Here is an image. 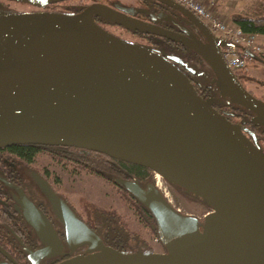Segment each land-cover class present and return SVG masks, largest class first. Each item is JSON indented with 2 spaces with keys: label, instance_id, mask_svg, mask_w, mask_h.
Segmentation results:
<instances>
[{
  "label": "water",
  "instance_id": "95a60500",
  "mask_svg": "<svg viewBox=\"0 0 264 264\" xmlns=\"http://www.w3.org/2000/svg\"><path fill=\"white\" fill-rule=\"evenodd\" d=\"M156 1L197 24L208 41L158 24L154 14L151 21L137 18L135 8L121 5L94 2L74 14L1 7L0 147L42 143L103 152L160 172L214 209L233 208L236 199L242 223L235 225L214 209L201 220L180 211L152 182L144 186L117 177L152 212L165 250L110 246L56 196L64 244L57 233L41 230L45 244L28 249L33 262L65 245L68 256L53 264H264V152L214 108L215 97L197 92L176 65L183 63L180 56L122 39L92 18L100 15L188 46L210 65L216 93L254 111L255 118L264 117V101L226 65L220 49L225 41L182 4ZM205 154L214 168L201 158ZM37 214L42 227L51 226L41 211ZM78 247L82 250L75 252Z\"/></svg>",
  "mask_w": 264,
  "mask_h": 264
},
{
  "label": "flooded vegetation",
  "instance_id": "af4514ba",
  "mask_svg": "<svg viewBox=\"0 0 264 264\" xmlns=\"http://www.w3.org/2000/svg\"><path fill=\"white\" fill-rule=\"evenodd\" d=\"M67 1L68 0H57L37 5L26 0H0V8L3 7L13 11L29 13L61 12L58 6L66 3ZM11 2L17 4L16 6H18V4L24 5V8L12 7L10 6ZM94 2H102L116 8L118 5L133 7L136 11L134 16L147 21H151V16L154 14L157 18H159L157 21L158 24L177 31H186L188 34L201 40L202 42L208 41L205 34L197 24L186 20V18H184V16L177 9L162 4L156 0H132V2H125L122 0H74L73 5H71L68 10H70V12L78 13ZM159 14L162 15V18H160ZM92 18L99 25L123 27L128 32H131L130 28L112 22L100 15L94 14L92 15ZM131 33L138 38L143 39L145 42L148 40L153 43L151 39H148L149 37L147 38L143 35H138L133 31ZM155 44L163 46L162 41L160 40L155 41L153 45ZM174 45L175 48L179 49L176 53L174 52L176 49L174 50V48L171 47L168 51L163 47V50L182 58L183 63H176V65L187 74L197 92L203 98L215 97L212 102L214 108L223 114L228 120L238 124L242 128L245 135L255 145H257L262 152H264V122H261L264 120V117L259 116L255 118L257 115L254 111L246 109L239 104L231 103L229 102V98L227 96H222L216 93L215 84L212 81L213 72L210 65L194 51V53L191 52L193 53L191 54L188 50H186V45L179 42H176ZM180 52H185V54ZM193 55L194 57L192 58L191 56ZM188 67L192 70V72L187 69ZM234 73L237 79L250 93L264 101V78H259L257 81L255 77L249 75L246 71L242 73L234 71ZM246 84H249L250 87H247ZM259 90L261 91L260 94L257 93ZM35 157L36 155L34 158ZM32 161H25L23 159L16 158L15 161L9 164L13 166L14 171L9 170V172H6L2 171L0 168L1 264L5 262L11 264H53L68 256L65 253L68 249L65 245H62L61 248L52 250L53 252L48 255L37 258L35 262L27 256L28 249L34 250L45 244L38 236V232H41V230L55 232L58 234L62 242L64 241V224L55 211L53 199L42 189L36 179L35 173L37 171L30 167ZM18 165H22V171ZM152 171L153 169L148 167L144 169V175L142 177L135 178H137L142 185H145L152 176ZM38 173L41 174L43 178L49 180L46 171H38ZM23 174L28 177V182L24 179ZM55 192L57 191L55 190ZM64 199L66 200V198ZM69 205L74 210L76 215L88 226L97 232H102L100 222L96 218L94 224H91L79 215L72 204ZM40 211L51 223V226L48 228L42 227L43 224L41 223V220H39L37 214ZM81 250V247H78L75 252H79Z\"/></svg>",
  "mask_w": 264,
  "mask_h": 264
},
{
  "label": "rangeland",
  "instance_id": "374dc122",
  "mask_svg": "<svg viewBox=\"0 0 264 264\" xmlns=\"http://www.w3.org/2000/svg\"><path fill=\"white\" fill-rule=\"evenodd\" d=\"M122 1L132 2V0ZM73 3L74 0H68L58 7L62 13L74 14L75 12H70V10H68ZM16 5L17 4L13 2L10 3L12 7L24 8V5ZM215 8L222 16L230 21L233 20L232 17L234 14L262 16L264 15V0H215ZM99 26L122 39L141 45L143 44V39L138 38L123 27L113 25ZM256 40L262 47L260 52L261 58L248 60L247 66L244 69L246 73L255 77L258 81L259 78H264V33L257 32ZM246 85L250 87L249 84ZM257 93L260 94L261 91L259 90ZM18 166L22 171V165ZM30 167L37 171L35 173L36 179L42 189L53 200L56 196L63 200L66 198L65 201L67 204H72L79 215L91 224H94L96 220L94 216V206H100L105 208L106 211L113 212L115 215L120 216L130 230L136 231L140 237L144 239V241L139 239L136 245L132 247V251L165 250L163 244L159 239H156V235L153 234L150 227L145 224L144 219L141 217V213L136 209V204H134L132 200L127 201L125 198L121 197L120 191L117 190L112 182L84 170H75L69 165L52 160L48 155L43 153L36 155ZM38 171H46L49 180L43 178ZM151 174L152 176L148 182H152L153 186L158 188L165 198L180 211L192 214L202 220L206 212L214 209V205L209 201L171 181L160 172L153 170ZM23 177L28 182V177L25 174H23ZM55 190L57 192H55ZM52 192L54 194H52ZM30 206L32 207L31 204Z\"/></svg>",
  "mask_w": 264,
  "mask_h": 264
},
{
  "label": "trees",
  "instance_id": "16d2710c",
  "mask_svg": "<svg viewBox=\"0 0 264 264\" xmlns=\"http://www.w3.org/2000/svg\"><path fill=\"white\" fill-rule=\"evenodd\" d=\"M232 18L233 21L238 23L247 31L264 33V15L250 16L234 14ZM130 31L136 32L138 35H143L147 38L149 37L148 39H151L153 43L157 40L162 41L163 46H159V43L153 45L150 41L147 40V42H145L143 40V45L160 53L170 54L167 52L170 47L174 48V50L176 49L174 51L175 53L179 50L175 48L174 44H176V42L166 37L142 31H135L133 29H130ZM163 47L166 48L167 51L163 50ZM186 50L190 53L193 52V50L188 46L186 47ZM180 53L185 54V52ZM260 56L261 55L254 56L253 59L261 58ZM191 57L193 58L194 55ZM245 71L246 70L242 68L236 70L235 72L242 73ZM40 153L48 155L52 160L69 165L75 170H84L86 172L99 175L107 181L112 182L117 190L120 191L121 197L125 198L127 201L132 200V202L136 204V209H138L141 213V217L144 219L145 224L148 225L153 234L157 236L152 212L140 201H138L127 189L121 186L116 179L117 177L126 179H137L135 177H142L144 175V169L148 168L147 166L132 163L103 152L73 145L14 143L0 147V168L2 171L6 172H9V170L14 171L13 166L9 164L15 161L16 158L23 159L25 161H32L34 156ZM94 214L95 218L100 222L102 228V232L98 233L101 235L104 242L110 246L120 250L132 251V247L136 245V242L139 239L144 241V239H142L136 231L130 230L126 226L120 216L115 215L113 212L106 211L105 208L100 206H94Z\"/></svg>",
  "mask_w": 264,
  "mask_h": 264
},
{
  "label": "built area",
  "instance_id": "2783aa9c",
  "mask_svg": "<svg viewBox=\"0 0 264 264\" xmlns=\"http://www.w3.org/2000/svg\"><path fill=\"white\" fill-rule=\"evenodd\" d=\"M199 17L214 36L225 41L220 45L226 65L233 71L245 68L248 60L261 52L257 32L247 31L233 20H227L215 8V0H174ZM157 239V237H156Z\"/></svg>",
  "mask_w": 264,
  "mask_h": 264
},
{
  "label": "bare ground",
  "instance_id": "6f19581e",
  "mask_svg": "<svg viewBox=\"0 0 264 264\" xmlns=\"http://www.w3.org/2000/svg\"><path fill=\"white\" fill-rule=\"evenodd\" d=\"M201 158L209 167L212 168L215 167L209 155L207 154L202 155ZM232 206L233 208L226 209L223 205H216L213 212L220 213L225 218H227L231 223L235 225H239L242 223V219H243L241 207L236 199L233 200Z\"/></svg>",
  "mask_w": 264,
  "mask_h": 264
}]
</instances>
